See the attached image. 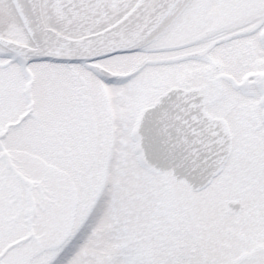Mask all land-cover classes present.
Wrapping results in <instances>:
<instances>
[{
	"label": "snow or ice",
	"instance_id": "obj_1",
	"mask_svg": "<svg viewBox=\"0 0 264 264\" xmlns=\"http://www.w3.org/2000/svg\"><path fill=\"white\" fill-rule=\"evenodd\" d=\"M0 264H264V0H0Z\"/></svg>",
	"mask_w": 264,
	"mask_h": 264
}]
</instances>
